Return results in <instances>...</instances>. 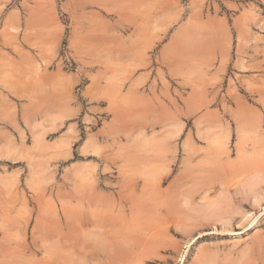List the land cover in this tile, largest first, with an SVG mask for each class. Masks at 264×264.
I'll return each mask as SVG.
<instances>
[{
	"label": "rangeland",
	"instance_id": "374dc122",
	"mask_svg": "<svg viewBox=\"0 0 264 264\" xmlns=\"http://www.w3.org/2000/svg\"><path fill=\"white\" fill-rule=\"evenodd\" d=\"M0 264H264V0H0Z\"/></svg>",
	"mask_w": 264,
	"mask_h": 264
},
{
	"label": "bare ground",
	"instance_id": "6f19581e",
	"mask_svg": "<svg viewBox=\"0 0 264 264\" xmlns=\"http://www.w3.org/2000/svg\"><path fill=\"white\" fill-rule=\"evenodd\" d=\"M251 181V180H250ZM157 182V181H156ZM159 183V182H158ZM198 185V184H197ZM197 190V189H196ZM199 191V190H198ZM191 193V192H190ZM191 195V194H190ZM193 195V194H192ZM174 196V195H173ZM257 199V198H256ZM156 200H158V199H156ZM257 201H258V199H257ZM144 202H145V200H144ZM143 202V203H144ZM148 202V201H147ZM146 202V203H147ZM152 202H153V200H152ZM161 202V201H160ZM178 202V201H177ZM164 203V202H163ZM214 203V202H213ZM146 205V204H145ZM148 205V204H147ZM153 205H155V204H153ZM166 206V205H165ZM184 206V205H183ZM156 207V206H155ZM195 207V206H194ZM180 208H182V207H180ZM187 208V207H186ZM209 209L208 210H210V215H213V214H216V208H210V207H208ZM226 208V207H225ZM147 209H148V207H147ZM150 209H151V207H150ZM179 209V208H178ZM193 210V209H192ZM213 210V211H212ZM185 211V210H184ZM187 212H188V208H187ZM190 212V211H189ZM158 213H160V212H158ZM205 213H206V211H205ZM208 213V212H207ZM196 214V213H195ZM146 215V214H145ZM206 215V214H205ZM196 218H198V217H196ZM211 219V217L209 218V220ZM207 224V223H206ZM103 245V244H102Z\"/></svg>",
	"mask_w": 264,
	"mask_h": 264
}]
</instances>
